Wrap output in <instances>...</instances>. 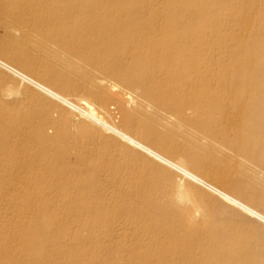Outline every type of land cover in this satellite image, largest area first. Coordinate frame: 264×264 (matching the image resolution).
I'll list each match as a JSON object with an SVG mask.
<instances>
[{
    "label": "bare ground",
    "instance_id": "bare-ground-1",
    "mask_svg": "<svg viewBox=\"0 0 264 264\" xmlns=\"http://www.w3.org/2000/svg\"><path fill=\"white\" fill-rule=\"evenodd\" d=\"M103 1L0 0V23L5 30L10 31L9 33L18 32L21 39L24 38L31 43L33 41V48L56 53V56L60 58L64 54L82 55L88 61L87 66L92 68L88 72V81L92 85L86 87L88 95L80 96L74 101L69 94H65V91L72 90L74 85L64 72L51 73L40 69L38 62L34 60L35 57L26 55L23 49H12L10 44L0 42V67L10 72L19 81L16 82V86L12 85L13 94L14 91L16 95L21 93L23 88L20 86L30 85L68 108L71 111V118L96 126L103 133L113 137L112 142L100 140L101 146L105 147L102 151L99 147L76 145L80 147V150L77 149L75 159L71 161L69 153L57 146L63 130L57 129L56 132H51L52 134L46 131L50 125L60 128V120H58L60 117L57 120L50 118L48 115L50 106L43 98L30 97L45 113L43 120L36 126L32 125V120L19 119L12 115L10 112L14 107L12 104L10 111H8L10 106L5 110L0 109V183L7 182L3 187L0 185V194L8 196L9 189L15 187L14 190L20 188L24 193L28 190L27 185L16 184L17 180H23L22 178L29 180L25 171L19 174L16 171V174H13L14 177H10L8 168L11 164L8 165L9 167L7 164L9 159L15 156L14 169L16 166L21 168L25 165L33 170H42L51 175L48 184L53 185L54 191L63 189L62 186L66 191L67 188L75 189L73 196L69 194L67 195L69 198L66 199L64 195L61 201L78 210L77 215L86 216L90 225H97L95 222L99 221V224L103 222L105 227L110 228L118 222L115 219L123 218L125 224L129 225L125 227L123 233L132 230L137 236L136 242L129 241L124 245L127 246L126 248L137 245L139 249L142 245L151 244L155 250L152 256L147 254L146 250V253L140 249L136 252L146 256L150 262H153L151 258L156 259L162 256L165 264L166 262L167 264H184L185 262L195 264L197 260L205 264H264V254L257 250V243L253 241L255 239L248 237L242 230L232 225L220 226L209 220L208 216L195 217L197 214L192 209L191 202L202 201V199H199L197 193L185 185L184 180L202 186L215 195V199L226 202L264 225V212L252 205V203H261L263 199H259L256 194L247 191V188L242 185L228 182L227 178L217 174L216 169L217 172H211L209 167L207 176L210 180L205 179L195 171L199 168L200 161L192 153L180 158H172L169 154L176 153L175 147L162 134H157L160 136L159 141L153 146L125 128L135 116L133 111L127 109L128 103L134 102L138 96L148 98L154 102L155 106L170 104L177 111H180L185 104H189L194 108L197 106L204 109L205 116L199 122L209 127L210 124L218 121L221 131L232 128L239 137L256 144L264 160V95L262 94L264 93V24L256 30H250L251 32L244 34L245 36L238 35L229 40L232 43L231 46L235 45L231 49L233 59L229 61L230 63H223L224 59L221 62H215L219 72L231 73L229 77H224L218 74L215 67L206 65V61L213 59L215 53L207 57L203 54L211 42L202 34L195 36V27L181 25L182 20L186 18L193 20L199 15L195 13L196 3L185 4L182 8L184 12L182 11L181 14L176 12L163 14L166 25L159 26L157 20L153 22L147 19L149 8H152V11L156 9L153 8L154 0L152 2L151 0H113L111 4L108 3L109 0ZM156 2L164 3L158 0ZM246 4L248 6L249 2ZM158 8L157 10H160ZM118 9L122 12L117 13ZM250 13L244 16L242 14L241 20L232 14L219 13L216 18H212L213 15L202 17L201 22L210 28L211 34L216 36L213 42L220 43L224 38L220 37L219 32L218 35L216 34L218 27L222 23H233L239 20L241 24H245V31H247L252 22ZM160 18H157L158 21L162 20ZM242 26L244 28V25ZM33 30H36L38 34L36 35ZM32 33L38 36L34 37L38 39L31 38ZM50 40L54 45L50 43ZM219 50L221 49H218V52ZM78 70L80 74H83L81 68ZM255 89H260V94L254 93ZM246 95L253 100L252 108L246 105ZM107 100L118 101L122 114L121 125H115L114 120L110 121L112 123L106 120L107 117L110 119V114L102 107V104ZM10 102L14 103V100ZM232 110L236 111L233 118L230 116L228 119V116H223L225 111ZM27 129L33 130L34 134ZM149 133V128L147 132L139 131L142 137H147ZM27 137L29 140L26 139ZM29 144H34L32 155L27 154ZM120 145L124 149L117 148ZM44 148L49 149L53 154L44 155ZM23 150L26 151L23 157L22 154L18 156L19 158L16 157L20 155L18 153H23ZM107 150L115 153L107 152ZM130 150H136L143 156L151 158L153 162L145 161L141 163V166L154 176H157L161 169L166 171L163 177L169 175L162 165L176 171L180 176L175 184L177 193H171L172 196L166 199L150 187L143 175L144 172L135 171L131 166L130 161L135 162L136 158L133 159L127 155V151ZM6 151L11 152V155L6 154ZM36 173L39 174V171ZM67 174L65 180H61L62 177L54 180L56 175ZM37 180L32 181L31 186L42 188L39 184L40 180L38 183ZM100 182L110 189V194H114L108 200L96 189ZM13 184L15 186H12ZM154 185L159 186L155 183ZM173 189L175 190L174 187ZM50 193L52 194L51 191ZM49 195L43 190L37 195L26 194V198L34 204V207L29 210L30 213L26 211L24 215L30 218L25 226L23 224L8 226L9 220L5 223L0 219V264H50L51 261H58L57 264H102L101 252L96 251L94 248L96 245L86 243V237L83 238L84 234L81 235L82 229L78 231L79 229L73 230L71 227L72 230H69L67 223L70 217L74 216L73 219H75V215H72L75 212L68 215L66 211H63L64 214L59 216L58 208L53 209L54 201ZM14 198V201H7V198L3 200L5 202L1 200L0 209L10 206L16 211V208L21 207L22 204L18 205L20 197L16 200ZM62 209L61 207L60 212ZM34 210L37 216L31 218L33 216L30 215L34 213ZM83 217L80 219L81 222ZM10 218L12 221L11 216ZM15 223H17L16 220ZM67 236L71 238L74 245L70 243L69 246L62 248L60 246L57 252L61 239H66ZM96 236L101 240V236L104 235ZM256 236L260 239L264 237V232H259ZM39 241H43V244H39ZM144 263L149 264L146 261ZM144 263L136 262L131 258L126 264Z\"/></svg>",
    "mask_w": 264,
    "mask_h": 264
},
{
    "label": "rangeland",
    "instance_id": "rangeland-1",
    "mask_svg": "<svg viewBox=\"0 0 264 264\" xmlns=\"http://www.w3.org/2000/svg\"><path fill=\"white\" fill-rule=\"evenodd\" d=\"M106 1L108 2V0H104L103 2H106ZM152 1L153 0H151V2ZM156 1L157 0H154L152 2L154 4L153 8L154 9L156 8V9L154 11H152V8H149V16H148L149 18H147V19L152 20L153 22H156V20H157V22H159V26H165L166 25L165 15L163 16V14H167L170 12H176V13L181 14L182 11L184 12V10H182V8H183V6H185V4H187L189 2L196 3L195 4V13H198L199 15H197V17H195L193 20H189V18L182 20L181 25L190 26L192 28L195 27V32H196L195 36L202 34L205 36V38L207 40H209V42H211L210 45L207 46L206 52H204L203 54L207 57V56H209V54L211 55V53H214V52L215 53H214L213 59H208L206 61V65H210L211 67H215L217 69L218 74H220L221 76H224V77H229V75L231 73L230 74L229 73H223L222 74V71L219 72L218 66L215 64V62H221L224 59L223 63H230L231 60L233 59V54L231 52V49L235 45L231 46L232 43H230L229 40L232 39L234 36H238V35L241 36L244 34L247 35L250 30L251 31L256 30L257 27H259L261 24H264V0H258V1H255V0H249V1L248 0H246V1L245 0H239V1L238 0H158V1H162V2L164 1V3H162V4H161V2H158L159 5L157 4ZM247 1L249 2L248 6L246 4V3H248ZM108 3L109 4L113 3V0H109ZM242 3H244V4H242ZM256 3H258V4H256ZM255 4H256V6H255ZM161 5H163V7L160 8ZM151 6H152V4H151ZM157 7H159L158 9H160V10H157ZM253 7H254V9H252ZM241 8H244V10L246 12L243 9L241 10ZM252 10H254V12H252ZM159 11L161 14L159 13ZM247 11L252 13V14L250 13V16L252 15L251 16L252 22L250 24V29L245 31L246 30L245 24H243V23L241 24L240 23L241 21H239V20L237 22L235 21L233 23H226V22L222 23V25H220L218 27V30L216 33L218 35V32H219V35H221L220 37L224 38V40L221 41L220 43L213 42V40H214V38H216V36H214V34H211L209 32L210 28L208 26L202 24V22H201L202 17H209V16L213 15L212 18H216L217 14H219V13H221L223 15L232 14L233 16H235L236 18L241 20L242 14H243V16H244V14L249 15V12H247ZM116 12L120 13V12H122V10L118 9V11L116 10ZM153 12H155V13H153ZM151 14H153L152 17H151ZM157 14H160V15H157ZM157 18H160L162 20L158 21ZM242 25H244V28H242L243 27ZM9 32L10 31L5 30L0 23V42L1 43L5 42L7 44H10L9 46H11L10 48H12V49H17V50L23 49L25 51V54L27 53L26 55H31L32 58H34V57L36 58L34 60L36 62H38V66L40 67V69L50 71L51 73H53V72H64L67 75L66 77H68L70 82L74 85V88L72 90H68V91L66 90L65 94H69V96H71V98L74 101H76L75 99L80 97V96H87L88 95L87 88L92 86L91 82L88 81L89 80L88 72H90L92 70V68L91 67L89 68V66H87L88 61L86 60L85 57H83L82 55L69 56V55L64 54L62 56V58H60V57L56 56V53L44 52V50L40 51L37 48H33L34 47L33 41L31 43L30 41L25 40L24 38L21 39V35H19L18 32H16V33L15 32L9 33ZM33 32L35 34L37 33L36 30H33ZM208 32H209V34H208ZM35 34L32 33L31 38L38 39V38H34V37H38V36H35ZM10 37H11V39H10ZM19 41H20V43H19ZM23 41H25V42H23ZM50 43L52 45H54L52 40H50ZM217 48L221 49V50H219V52H218ZM78 68L79 69L81 68V70L83 71V74H80V71L78 70ZM16 80H17V78L14 75H12L10 72H8L7 70L0 67V98H1L0 100H3L2 102H0V104H1L0 109L5 110V109H8V107L10 106L8 109V111H10V108L13 105L15 108L12 107L11 111H10L12 115L18 117L19 119L24 118V119L32 120V125L36 126L40 121L43 120L45 113L42 112V110L36 106L35 101H33V99H31L30 97L31 96H39L40 98H43L44 101L48 102V104L50 106V110H49L50 112L48 114L50 116V118L51 117L53 119L55 118L54 120H57L59 117L61 118V119L60 118L58 119V120H60V122H59L60 128H57V127L50 125L47 127L46 131L49 133H51V132L54 133V131L56 132L57 129H59L60 131L63 130L61 132V138L57 142V146L59 148L65 149L69 153L68 156H69V159L71 161H73L75 159V156H76L75 154H77L76 153L77 149L79 148V150H80L81 145L86 144V145H88L89 148H91L93 146L99 147L100 150L102 151L105 149V147L101 146V143H102L101 141L103 139H105L109 142L113 141L112 136L103 133L96 126H92V125H89V124H87L81 120H76L74 118H71V111L68 108L63 107V105L59 104V102L53 100L52 98H50L47 95L43 94L42 92L38 91L34 87H32V86L30 87V85L20 86L23 88L21 93H20L21 96L19 93H17V95H16L15 91L13 94L14 87H12V85L16 86V82H19L18 80L17 81ZM12 82H14V83H12ZM8 83H10V85ZM8 86L10 87V90H8L9 89ZM252 89H254V88H252ZM73 90H74V92H73ZM23 91H26V92H23ZM260 91H261L260 89H258V90L255 89L253 92L260 94ZM5 92H7L9 95H7ZM111 93H112V91H111ZM10 94L13 96H11ZM22 94H23V96H22ZM262 94L264 95V93H262ZM5 95H7L8 97ZM3 97H4V99H6L5 101H4ZM246 99H247L246 105L248 107L252 108L253 107L252 98L248 97V95H246ZM11 100L12 101L14 100L15 104L13 102H10ZM18 100H19V102H18ZM263 101H264V99H263ZM3 102H5V104H2ZM7 103L8 104L10 103V104L7 105ZM130 103H128L127 109L129 111H133L135 113V116L131 120L130 124L125 127L130 133H132L133 135H136L137 137H141L146 143L151 144L153 146H154L155 142L159 141L160 136H158V135L162 134V136L165 137V139H167L168 141H170V144L175 147L176 153L174 152L172 154H169L170 156L172 155L171 156L172 158H175V159L178 157L180 158V157H183L185 155H188V153L194 154L195 158L200 161L199 162V168L195 169V171L199 175L205 177V179H207V180L208 179L210 180V178H208V176H207L208 175V168L210 167L209 169L211 170V172H213V171L217 172L218 171L217 174L222 175L223 177H225V179L227 178L226 180L228 182H231L232 184L242 185L243 187L247 188V191H252L254 194L257 195V197L259 199L260 198L263 199V201H260L261 203H255V204L252 203V205H254L258 210L264 212V207H261V206H264V160H262V158H261L262 152H260V150L257 149L258 146L256 144H252L249 141L245 140L244 138L239 137L238 134L236 132H234V130L232 128H229L226 131L219 130L220 126H219L218 121L217 122L215 121L214 122L215 124H213V123L210 124L209 127L206 126V124H204L203 122H199V120H202V118H204L205 111H204V109L197 107V106H195V108H194L192 105L185 104L184 106L181 107L180 111H177L172 105L166 104V103L165 104H159V105L155 106L153 104L154 102H152L148 98H145L142 96H138V98L134 102H130ZM4 105H6L7 107ZM137 106H139L141 109L139 107L137 108ZM102 107L110 114V119H109V117H107V119H106L108 122H110L111 120H114L113 123L115 125L119 126L122 124V114H121V109H120V106L118 104V101L107 100L106 102H104L102 104ZM187 109H190V110H187ZM15 111H16V114H14ZM10 112H8V113H10ZM235 114H236L235 110L228 111V112L225 111V113H223V116L224 117L228 116L227 118L229 119L230 116H232L231 118H233V116ZM220 120H223V119H220ZM110 123H112V122H110ZM137 123H139V124H137ZM173 125H174V127H173ZM176 125H177V127H176ZM33 126H32V128H33ZM87 126H89V127H87ZM148 128L150 129V133L152 132L151 134L149 133V135L147 137H142L139 135V131L147 132ZM27 131H29L31 134H34L33 130L31 131V130L27 129ZM158 133H160V134H158ZM66 134H67V136H66ZM64 136H66V137H64ZM41 138H43V137H41ZM26 139L29 140V137H27ZM79 140H80V143H79ZM86 140L89 143L86 142ZM76 145H80V147L76 146ZM33 146H34V144L27 145V150H28L27 154L28 155H32L34 153ZM117 148L124 149L122 145L117 146ZM20 151L22 152L21 149H20ZM108 151L111 153H115L112 150H107V152ZM127 152H128L127 155L131 156L133 159L136 158L134 160L135 162L130 161L133 169H135V171H139L141 173L144 172L143 175L147 179V183L149 184V186L153 187V189H155L157 192H159L162 197L169 199L170 195L172 196V194L177 193L175 184L179 181L178 179H180V176L176 171L162 165V167L167 170L169 175L167 177L166 176L163 177V174L166 171L164 169L159 168V169H161L160 172H158L157 176H154V175L150 174L147 170L142 169V166H141L142 162H145V161L153 162L150 157H145L142 154L138 153L136 150H130ZM8 153H9V151L8 152L6 151V154H8ZM25 153H26V151L23 150V153H18L20 155H16V154L15 155H16V157H18V156H21V154H22V157H23V155ZM51 153H52V151H50L49 149L45 150V148H44V152H43L44 155H51ZM9 155H11V152L9 153ZM14 157L15 156L11 157L8 161L9 163L7 164V166L8 165L10 166V164H11L10 168H8V170L10 172L9 174H11L10 177H14L13 174H16V171L18 172L17 174H19V172H21V171H25L24 173L27 174L29 180L27 181L26 178H22L23 180L19 179L16 182V184L20 183L21 186L27 185L28 190H25V193H24V191L21 192L22 190H20V188H18L19 186L16 185V186H18L17 190H20V191L14 190L16 188L15 187L14 189L13 188L9 189L8 192L10 195H8V196L5 194H3V195L0 194V202H1V200H2V202H5L3 200H5L6 198L8 199V200L6 199L7 201H9V200L14 201L13 197H15L14 198L15 200L20 197V199H18L19 201L22 198H24L20 202L17 200L18 205H20L19 203H21L22 205H20L21 207L16 208V211H14L15 210L14 207H11L12 208V210H11L10 206L9 207L6 206L5 208L3 207L0 209V214L4 213V214H1L2 218H0V219L3 222L5 221V223H6V221L9 220L8 226H13L15 224H23L25 226L26 221H29L30 218L24 217V215L29 210H31V208L34 207V204H32V202L26 198V194L28 193V194L37 195V194H39V192H41V190H43V191L48 192V194H50L49 195L50 199L52 201H54V203L52 202L53 203L52 204L53 209L57 210V208H58L57 211H58L59 216L64 214L63 211H66L68 215L75 212L74 214H72V215H75V219H73L74 216L70 217V220L67 223L69 230L79 229L78 231H80L82 229L81 235L84 234V235H82V237L83 238L86 237V239H85L86 243H89V244L91 243L90 245H96L94 247L96 249V251L101 252V255H102L101 258L103 259V262H105V263L102 262V264H126L127 261L131 258H132V260H135L136 262H139V263H144L146 261V262H149V264H153V262H155L154 264H165L164 260H162L163 259L162 256H159L158 257L159 259L158 258H156V259L151 258L153 262H150L147 260L146 256L141 255L140 253H136V252H138L139 249L141 251H144V252L146 250L147 254L152 256V254H153V252H155V250H153V247L151 244H148L146 246L142 245V246H140L139 249H137L138 248L137 245L134 247L126 248L127 246L124 244L125 243L128 244L129 241H131V242L135 241L136 242L137 236H136V233L132 232V230H130L126 233H123L125 227L129 226V225L125 224V222L123 221V218L122 219L121 218L115 219L118 222L110 228L107 226L105 227L103 222H101V224H99L98 223L99 221L95 222L97 225H94V226L90 225L89 224L90 222H88L86 216L77 215L78 210H75V208H73V207L71 208L67 204L65 205L61 201L63 199L64 195H66V197L69 194L73 196L75 194V189L69 190V188H67V191H66V189H64V186H62L63 189L59 188L57 191H54L52 189L53 185L50 186L48 184V183H50L49 179H50L51 175L46 174L42 170H39V169L33 170V168H31L30 166H25V165H23L21 168L16 166L17 168L15 167V169H16L15 170L13 165L15 164L16 160L13 159ZM44 157H46V156H44ZM24 166H25V168H23ZM218 166H219V168H218ZM35 167L38 168L37 165H35ZM203 167H206L207 169L203 168ZM204 170H205V172H204ZM14 171H15V173H13ZM36 171H39V174L36 173ZM222 171H223V173H222ZM228 175H229V177H228ZM67 176H68V174L63 175V176L62 175H56V176H54V180H57L59 177H62L61 180H65L64 178H66ZM37 177H38V180H37ZM175 178H176V180H175ZM34 180H37V183L40 180L39 184H40V186H42V188H40L39 186H36L33 188L31 186V182ZM184 181H185L184 182L185 185L188 186L189 189H191L195 193H197L199 199L200 198L202 199V201H196L195 202V200H194L193 202H191L192 209L194 210L195 214H197V215H195V217L198 218V216H199L200 218H206L208 216L209 220L214 221L215 223L219 224L220 226L232 225L236 229L242 230L243 233L246 234L248 237L250 236L251 238L255 239L253 241L255 243H257V245H256L257 250L259 251V253L264 254V237L257 239L258 237L256 236V234H258L259 232H264V225L262 223L251 218L250 216L246 215L245 213L237 210L236 208H233L232 206H230L226 202L221 201L219 199H215V195L208 192V190H206L202 186L197 185V184H195L189 180H184ZM3 183H0V185L2 187L4 185H6L7 182H3ZM154 183L159 184V186L156 187V185H154ZM29 184L31 187L29 186ZM12 186H15V184H13ZM173 187L175 188V190L173 189ZM159 188H160V190H159ZM225 188H227V186H225ZM250 188H251V190H250ZM96 189H97V191L104 194L105 198L107 200L110 196L114 195V194L109 193L110 189L106 188V186L102 182L99 183V185ZM11 190H13V191H11ZM106 190H108V191H106ZM50 191L52 192V194L50 193ZM87 193H89V192H87ZM16 194H18V195L20 194V195L17 196ZM21 195H23V196H21ZM3 196H4V198H3ZM93 197H94V195H93ZM10 198H12V199H10ZM68 198H69V196L66 199H68ZM243 199H245V198H243ZM28 202H30V203H28ZM62 204H63V206H62ZM31 205H33V206L31 207ZM58 205H59V207H58ZM49 206H51V204H49ZM27 207H28V209L26 210ZM61 207L63 209L60 212ZM195 209H196V211H195ZM204 212H205V216H204ZM29 213H30V211H29ZM76 215H77V218H76ZM10 216L12 217V221H11ZM30 216H33L31 218H34L37 216L35 214V210H34V213ZM82 217H83V219L81 222L80 219ZM15 220L17 223H15ZM70 221H72L74 223H72ZM86 223H87V225H86ZM71 227H72V229H71ZM91 228H93V231H91ZM88 231H90V232H88ZM100 232H103V233L105 232V233L103 234ZM93 234H95V236ZM97 234H102L104 236L103 237L101 236V240H100V237L96 236ZM108 234H110V235H108ZM134 236H135V238H134ZM128 237H129V240H128ZM65 238L66 239H64V238L61 239L62 242H61V244H59V248L57 249V252L60 250V246H61V248L65 247V246H69L70 243L72 246L74 245L73 241L71 240L70 237L67 236ZM69 240H71L72 242ZM38 243L43 244V241H39ZM62 244H64V246ZM122 246H124V247H122ZM57 263H58V261L57 262L51 261L50 264H57ZM185 263L190 264L188 262H185ZM144 264H146V263H144ZM166 264H167V262H166ZM195 264H205V263L202 262L201 260H197V262Z\"/></svg>",
    "mask_w": 264,
    "mask_h": 264
}]
</instances>
